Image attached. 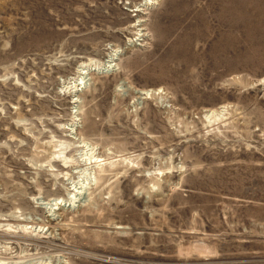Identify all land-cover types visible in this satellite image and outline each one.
Wrapping results in <instances>:
<instances>
[{
    "label": "rangeland",
    "instance_id": "obj_1",
    "mask_svg": "<svg viewBox=\"0 0 264 264\" xmlns=\"http://www.w3.org/2000/svg\"><path fill=\"white\" fill-rule=\"evenodd\" d=\"M0 264H264V0H0Z\"/></svg>",
    "mask_w": 264,
    "mask_h": 264
},
{
    "label": "bare ground",
    "instance_id": "obj_2",
    "mask_svg": "<svg viewBox=\"0 0 264 264\" xmlns=\"http://www.w3.org/2000/svg\"><path fill=\"white\" fill-rule=\"evenodd\" d=\"M136 1V0H135ZM146 4H147V2H146ZM136 7V6H135ZM136 11H138V10H136ZM116 55V54H115ZM115 55L114 54H112L111 56H110V58L108 59V61L106 62V66L107 67H115ZM84 65V64H83ZM80 66V68H79V75H78V77L77 78H74L73 79V81L71 82V85H72V87L73 88H75L76 90L75 91H78L80 88H81V86L83 85V84H87L88 83V81L89 80H91L92 79V77L90 76V77H88V75H83V74H86L89 70H86V71H84L83 69L84 68H88V69H90L89 67H88V65H86V66ZM84 87V86H83ZM71 199V198H70ZM61 203H60V199H57L56 200V204L55 205H60Z\"/></svg>",
    "mask_w": 264,
    "mask_h": 264
}]
</instances>
